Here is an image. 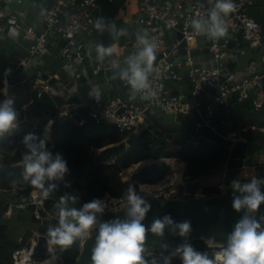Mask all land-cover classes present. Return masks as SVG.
Instances as JSON below:
<instances>
[{
	"label": "built area",
	"instance_id": "1",
	"mask_svg": "<svg viewBox=\"0 0 264 264\" xmlns=\"http://www.w3.org/2000/svg\"><path fill=\"white\" fill-rule=\"evenodd\" d=\"M11 1L13 0H2L3 4L0 6V32L4 33L6 38L13 40H17L23 32L24 35H34L31 26H24L22 14L19 11L8 9L7 4ZM16 1L20 2L21 0ZM67 1L75 4L76 7L70 11L67 21L62 23L61 16L64 13L62 4L67 3ZM232 2L235 5V10L225 18L227 32L241 29L244 41L249 46L257 48L258 55L262 57L258 60H251L246 65L243 77L239 82H233L231 80L228 68V64L234 59V54L237 50L239 51L236 43L234 46L229 45L231 38L228 34L213 40L204 34H196L191 27L193 19L207 16L211 8L209 0H138L136 21L139 25H143L148 33H152L151 37H154L159 45L156 53L161 54V57L154 61V66L158 70L157 73L149 77L156 96L152 100H143L146 105L145 107L157 105L161 112L175 111L179 115L193 114V109H197L200 102L205 99L209 100L206 106L207 118L213 123V119L219 110V104L225 103L227 109L228 101H224L226 94L233 90H238L236 96L239 99L251 97L248 90L251 86L256 84L260 85L261 71L264 69V32L261 23L249 13L248 9L257 3L264 4V0H232ZM95 4L96 0H56L48 8L41 5L39 12L40 17L45 21V30L39 36H36V42L31 44L29 48V55L31 54V57L39 56L38 52L41 51V44L48 39L47 35L52 30L56 33L55 37L58 35L59 38L64 39L61 53L67 60V66L81 68L86 57L92 55L96 43L94 40V35L97 32L94 27L96 21L91 13ZM168 30L179 32L181 37L177 38L175 35H166V31ZM199 36H202V40L208 46L209 52H202L203 45L198 44L200 40ZM181 40L185 42L184 46H182L184 52H180V48H182L179 45ZM133 43L136 46L132 50H137V40L135 39ZM193 49H198L199 52L192 53ZM128 56L130 55L111 57L109 59V67L112 70L121 69ZM181 56H184V58L181 59ZM29 60L22 58L20 59V63L23 66H27ZM161 60H164V63H161ZM184 62L189 64V67L185 70L189 76V81L185 84V91L180 93L173 87V83H177L179 86L183 75L181 69ZM174 65L177 66L176 70L173 69ZM104 68V61H98L91 66L90 72H88L89 77L84 83L80 82L81 79L77 76L78 74L73 78L72 83L75 86L82 84L84 90L90 93L94 88H99L98 75ZM12 71L13 68L8 64L3 67V86L9 84V75ZM123 84L127 85L125 81H123ZM210 86L214 87L218 92L211 93L207 89ZM127 88L130 94L131 89L128 85ZM42 89L48 91L53 90L52 86L44 82L39 86L37 96ZM184 94L187 97L186 101H183ZM136 98L140 99L139 95ZM258 101L254 97L253 102L257 103ZM125 103H127V100L121 95H117L106 102H102L101 97L99 101L92 98L88 114L95 121L107 120L114 124L119 132H126L129 135L133 132L137 133L147 125L141 119V114L144 109L138 104H131V107L129 104L125 112L119 113L114 110L115 106ZM72 106L74 107V105ZM70 108L71 106L66 104L54 115L55 118L58 120L73 118L79 124H84L87 121V116H80L79 119H76L74 112ZM139 122L143 124L140 129L138 128ZM225 137L230 139V145L239 139H246L237 130H227ZM190 141L197 142V140ZM173 174L174 171H170L163 178L165 182L159 185L160 187L158 188L153 185L159 180L152 183H141L143 188L136 191L137 194L143 198L151 196L160 198H189L210 194L200 184L195 183V186L191 187L189 185V183L193 182L191 180H188V182L179 180L180 178L172 180ZM224 185L225 183H221L217 187L222 189ZM28 196L30 197V192ZM103 198H106V202L104 203L105 210L118 211L124 208L126 203V197H114L107 194L100 197V199ZM31 200L43 205L44 199L41 198L39 192V199L36 200L33 198ZM25 204V202H19L17 206L24 208ZM114 207L118 208L115 209ZM8 212L9 210L6 211V213ZM208 244L210 245V258H215L219 255L222 248L226 246L220 242H208ZM178 245L180 244L145 252V258L149 261V264H151L153 258L156 259V262L162 261L165 256H169L174 252ZM19 249L13 252L14 264H40L46 260L57 261L56 258H61V253L64 251L55 249V251L50 252L48 251L47 244L46 256L42 260H35L32 252L33 246L31 245V250L25 256L24 260H21L17 255Z\"/></svg>",
	"mask_w": 264,
	"mask_h": 264
},
{
	"label": "water",
	"instance_id": "2",
	"mask_svg": "<svg viewBox=\"0 0 264 264\" xmlns=\"http://www.w3.org/2000/svg\"><path fill=\"white\" fill-rule=\"evenodd\" d=\"M126 0H116L113 4L110 11L106 16L101 19V10L100 6L96 5L91 13L97 21L101 19L104 22V28L101 31H98V44L105 46L104 42V30L108 21L115 16L117 11L123 6ZM69 5L76 7L75 4L67 1ZM44 7L48 8L51 6L50 2H45L42 4ZM69 6L64 7V15L70 13L67 11ZM63 15V16H64ZM66 17V16H65ZM68 19V16H67ZM66 19V21H67ZM41 24L45 25L43 18L39 21ZM139 25V24H138ZM140 32L135 31V25L130 26L131 35L125 41V48L123 56L134 54L137 50H132L136 46L133 41L136 39L138 33L145 31L143 25ZM241 31V29H240ZM42 32L37 30L35 36H39ZM166 35H175L177 38L181 37V34L177 31L168 30ZM54 31H49L47 37H54L57 40H60V43H64V39L59 38L58 35L55 37ZM152 36V33H149ZM231 40L229 42L230 46H234L236 41L232 38L233 34L228 35ZM6 37L4 33L0 32V40H5ZM199 45H203L202 52H209L208 46L202 40V36H199ZM184 40H181L180 47L184 46ZM75 50V48H73ZM180 52H184V48H180ZM198 49H193L192 53H198ZM174 54V52H173ZM29 54L27 52H22L19 50V45H12L10 55L5 56L0 53V61L7 63L13 68V71L9 75V84L6 86V98L10 97V93L13 87L14 82L19 80L22 75L28 76L29 74H37V70L31 69L29 65L23 66L20 63V59L29 60ZM161 57L160 53H156V60ZM180 57V56H179ZM178 57V58H179ZM184 56H181L183 59ZM110 57L104 58V72L110 81L113 88L125 99L127 103L123 105H117L114 107L116 112L122 113L125 112L129 106V102L132 104H138L143 110L141 114V119L147 125L141 131L131 133L129 138L137 137H146L149 139L158 138L159 141L165 140H178V139H187V140H197L199 143H220L229 147L230 153L229 158L225 162V176L224 187L217 192L207 194L205 196H192L189 198H160L156 196H151L144 198L148 204L151 205L149 212L146 214L145 220L142 222L146 226L151 225L155 219H163L165 215H168L172 224L166 225L164 234L162 237H158L154 234L147 233L146 237V252L152 250L164 249L163 245H168V247L176 244L184 243L185 240L191 241L194 239H203L205 241H217L226 245V237L233 228L236 222L243 215V210L237 212L232 207L233 200V190L231 187V181L238 178L239 181L244 183H249L251 179H242L238 177V172L243 168L246 162L251 160L252 154L259 149H264V144L258 141H252L247 139H239L234 142L232 145L230 139L225 137L228 130L227 123V113L225 103L219 104V110L222 114V121L220 125H214L211 121L208 120L206 114V106L209 103V100H202L198 105L197 109H193V118H188L183 115L177 114L175 111L170 112H161L160 108L157 105H152L151 107H145V102L141 99H130V95L125 91L112 77V69L109 67ZM155 60V61H156ZM98 60L95 58L90 63L88 72H90L91 66L97 63ZM161 63H164V60H161ZM264 66V58H263ZM189 67L187 62H184L182 66L181 73L182 79L178 86V91L183 93L186 89L185 84L189 81V76L185 70ZM173 69L176 70L177 66L174 65ZM42 79L45 80L47 84L52 86L56 92H51L45 89H42L40 94L35 97V99L26 104L19 110L18 122L28 121L32 124V132L39 133L42 130H45V125L50 122V118H53L54 115L58 112L60 107H64L66 104L71 106L70 110L74 112V117L79 119L80 114L75 111L73 104H78L81 102L92 103V98L89 96V93L86 92L82 84L76 86V92L67 94H59L58 89L54 85V78L49 76V73L42 72L39 74ZM211 93L218 92L214 87H207ZM251 97L257 98L259 101L264 100V69L261 71L260 85L256 84L251 86L248 90ZM238 90H233L225 95L224 101H228L229 97L232 94L237 95ZM258 93V94H257ZM114 92H111L110 99L113 98ZM187 97L183 95V101H186ZM153 111V115L148 114V109ZM142 122H139L138 128L142 127ZM177 128V129H176ZM192 130L195 134H186L184 131ZM171 157H162L159 159L147 158L142 159L137 164L142 165L139 168H136L131 173V178L124 179L125 182L137 183H152L158 180L163 179L170 171H172L170 164ZM135 164V163H134ZM133 165V164H132ZM184 164L179 166V174H181V169ZM218 171V168H212L208 170V174ZM264 178V176L258 177ZM51 183L56 184L58 187L54 190L48 199L43 200V205L40 203H35L30 199V197H11L5 195L4 198L11 205H18L19 202H25V207L21 209L20 220L25 222L28 225V233L30 234V242L33 244L34 252L43 258L46 256L47 248V231L48 228L57 223V213L58 209L56 207L57 202L60 197L67 194L69 196L78 197V202L74 205L76 208H80L84 203L91 201L94 198L88 196L85 190L87 179L80 178L78 173H75L72 179H65L51 181ZM191 187L195 186V183H189ZM48 186V183L45 184V187ZM261 190L264 192V184L261 185ZM238 194V193H237ZM125 208H122L118 211L105 210V213L101 219L107 221L115 218L123 219L126 215ZM257 219L261 216H264V203L261 204L257 213L255 214ZM185 221H190L192 226V231L187 237H180L173 234V230L178 233L179 229L176 228V225ZM262 227H264V221H261ZM96 235V230L94 229L91 233V238L87 240H82L80 243L79 255L76 259L75 264H91V250L94 245V239ZM167 247V248H168ZM56 250L60 249L59 246H56ZM180 258L172 257L171 264L175 261H179ZM161 262H164L162 260ZM40 264H59L54 260H46Z\"/></svg>",
	"mask_w": 264,
	"mask_h": 264
},
{
	"label": "clouds",
	"instance_id": "3",
	"mask_svg": "<svg viewBox=\"0 0 264 264\" xmlns=\"http://www.w3.org/2000/svg\"><path fill=\"white\" fill-rule=\"evenodd\" d=\"M211 8L206 17L193 19L191 27L196 34H204L209 39H219L227 32L226 17L235 10L232 0H209ZM111 29L117 36L124 35V29H117L114 23H110ZM94 27L101 31L104 22L98 19ZM111 34V33H110ZM114 36L113 39H117ZM137 51L128 56L124 63L127 65L120 70L119 77L115 74L113 79L119 78L125 81L131 89L130 99L152 100L156 96L149 77L157 73L154 66L158 43L151 37L147 30L136 35ZM111 47L102 44L96 45V59L103 61L105 57H111ZM90 97L97 101L100 99V91L94 88ZM19 112L15 108V101L9 97L0 101V138L18 128ZM50 125H45V132H50ZM20 143L25 151L22 153L23 172L21 177L24 182L40 190L42 199H48L50 194L57 189V185L51 181L62 180L69 172L67 161L60 152L53 153L44 139H40L35 133H26ZM16 150L13 149L12 155ZM15 182V181H14ZM48 186L45 187V184ZM264 178L253 177L249 183L242 184L238 178L231 181L233 190L232 207L243 215L234 225L233 230L227 234L226 246L219 255L210 258L206 252L196 250L185 240L178 245L174 252L164 257V264H171L172 257H179L181 264H264V227L256 213L264 203V192L261 185ZM30 192V191H29ZM238 193V194H237ZM29 195V193H28ZM78 197L67 194L60 197L56 204L58 209L57 223L48 228V251H55L56 246L66 250L76 240H87L95 229L96 235L91 250V264H149L145 258L147 233L162 237L166 225L172 224L168 215L163 219H155L150 227L142 223L151 205L137 194L134 187H129L124 205L126 215L123 219L115 218L103 220L105 213L104 202L100 198H94L84 203L80 208L74 205ZM178 233L173 234L187 237L192 231L190 221L176 225ZM167 248L168 245H163ZM151 264H156L153 258Z\"/></svg>",
	"mask_w": 264,
	"mask_h": 264
},
{
	"label": "trees",
	"instance_id": "4",
	"mask_svg": "<svg viewBox=\"0 0 264 264\" xmlns=\"http://www.w3.org/2000/svg\"><path fill=\"white\" fill-rule=\"evenodd\" d=\"M103 6L106 5V12L112 8L115 0H97ZM258 5V4H255ZM255 5L250 6L251 9ZM249 13L252 15V9ZM102 19V18H101ZM110 23L116 28L124 29L123 19L112 17L104 30L105 46L115 42H123L124 35L117 36L111 29ZM111 33V34H110ZM117 36V39H113ZM98 45V30L94 35ZM7 63L0 61V101L5 100L2 91V69ZM120 72V70H114ZM38 87L33 81L17 80L14 82L12 98L15 101V108L19 110L24 104L31 103L37 96ZM88 110L83 112L87 116L84 124H79L73 118L58 120L54 118L50 125V132L42 130L35 133L40 139H44L48 148L53 153L60 152L67 161L69 172L65 179H72L75 173L80 178L87 179L85 186L86 193L91 198L103 197L106 193L114 197H126L129 187H136L135 183L120 180L119 173L122 169L142 159L162 157H175L184 162L181 169V176L190 179H199L207 175L212 168L222 169L229 158L230 149L220 143H199L187 139L159 141L158 138L149 139L146 137L129 138L126 132H119L116 126L107 120L95 121L89 116ZM228 130H237L247 140L258 141L264 144V100L257 104L249 97L239 99L238 97L229 100L227 109ZM222 121L221 112H217L213 123L220 125ZM32 124H28V133L32 132ZM192 131V130H191ZM34 133V132H32ZM195 134V132L193 131ZM22 137L0 138V154L2 161L0 165V264H14V249H22L19 244L9 240L7 236V209L9 203L4 195L10 194L15 189L14 196H27L34 188L23 181L21 173L22 153L25 151L20 143ZM13 149L16 150L12 155ZM179 179V173L175 180ZM15 181V182H14ZM208 193L220 191L219 187L204 186ZM195 249L206 252L210 257V245L203 239L188 241ZM19 249V250H20ZM80 251V240H76L70 247L61 253L62 264H75ZM35 260H42L43 257L33 253ZM156 264H164L157 261ZM172 264H181V260Z\"/></svg>",
	"mask_w": 264,
	"mask_h": 264
},
{
	"label": "crops",
	"instance_id": "5",
	"mask_svg": "<svg viewBox=\"0 0 264 264\" xmlns=\"http://www.w3.org/2000/svg\"><path fill=\"white\" fill-rule=\"evenodd\" d=\"M110 1V0H108ZM116 1V0H115ZM45 2H50L55 3L56 0H21L20 2H17L16 0H13L9 2L8 9L10 10H16L19 11L22 14L23 18V24L24 26H31L34 35H24L23 34L17 39V40H11L9 38H6L4 41L0 40V53L4 54L5 56L10 55L12 45L18 44L19 45V50L22 52H27L29 54V48L31 44L36 42V36L35 33L37 30H40L43 32L45 30L44 24H41L39 21L41 19L40 17V12H39V7L45 3ZM62 3V2H61ZM2 0H0V6H1ZM68 3L62 4V7L64 8ZM258 5H255L252 7V16L255 17L262 25L263 32H264V4L263 3H257ZM96 5L100 6L101 10V18L103 19L105 17V12H106V5L103 6L96 0ZM69 6L67 11H71L72 9L74 10L75 7L72 5H67ZM137 8H138V3L137 0H126L123 4V6L117 11L115 14L114 18L116 19H123L125 22L124 25V39L123 42L118 43L115 42L113 44H110L105 47H111L113 51V56H119L123 57V52L125 48V41L129 38V36L132 34L131 30L129 29L130 26L135 25V31L140 32L141 27L138 25L136 21V13H137ZM250 9V8H249ZM248 9V11H249ZM250 9V12H251ZM110 11V10H109ZM108 13V12H107ZM64 13L61 16V22L64 23L67 19L68 14ZM66 16V17H65ZM233 34V39L236 41V47L239 49L237 52L234 54V59L230 61L228 64L229 68V75L230 78L233 82H239L244 74V70L246 65L251 61V60H258L261 59L258 55L257 48L249 46L244 39L242 38V32L240 30H230L229 32H226V34ZM64 43H60V40L55 39L54 37L48 38L44 43L41 44V51L38 52L39 56L37 57H31V54L29 55L31 58L28 61V64L31 69L37 70V74H29L28 76L22 75L20 80H32L34 83V86L38 87L41 86L45 80L41 78L39 74L42 72H47L49 73V76H52L55 80L54 85L58 89L59 94H67L76 92V86L72 83L73 78H75L76 74L81 79V83H84V81L89 77L88 75V68L90 67V63L93 61V59L96 58V52L92 51V55L86 57L85 61L83 62V66L75 68V67H68L67 66V60L65 57H63L61 53L62 45ZM243 50H242V49ZM242 50V52H241ZM132 55V54H131ZM110 57V58H111ZM69 65V64H68ZM127 65L123 63V66L121 69L125 68ZM119 69V70H121ZM119 71L116 72L112 70V77L114 74L119 77ZM98 80H99V91H100V97L102 102H106L110 99V94L111 92H114L113 97L120 95L111 85L110 81L108 80L104 70H102L99 75H98ZM115 82L119 84L125 91L128 92L127 85L123 84V81L120 80L119 78L114 79ZM173 87L178 90V84L173 83ZM14 88V84L10 93V97L12 98V91ZM3 93L5 94V99L6 98V86H3L2 88ZM51 92H56V90H51ZM129 93V92H128ZM130 95V94H129ZM238 97L235 94H232L229 99L231 100L232 98ZM250 99H254L252 97H249ZM127 100V99H126ZM128 101V100H127ZM130 107L132 106L131 102H129ZM257 104V103H255ZM29 105V103L27 104ZM75 111L80 114V116H83L84 111H89L91 104L89 102H81L78 104H73ZM24 107L26 104L23 105ZM63 107H60L58 110H61ZM220 112V110H218ZM148 114L153 115V111L148 109ZM55 116L53 118H50V122L52 123L54 120ZM19 126L12 132L8 133L5 135V137H11L15 138L16 136L18 137H23L26 133H28V121H20L18 122ZM49 124V122H48ZM264 130V127L261 128ZM45 131V130H44ZM186 134H194L193 131L187 130L184 131ZM2 161V155L0 154V165ZM172 163V164H171ZM170 164L171 167L173 166L172 170L175 172L178 170V166L180 164H184L183 161L179 160L178 158L171 157L170 159ZM177 164V166H175ZM241 173V172H240ZM173 176V175H172ZM224 176H225V167L222 169H218V173L216 174H207L199 179H190V178H185L182 177L181 175L179 176V180L187 181L191 180L193 182L191 183H197L202 186H212V187H217L221 183H225L224 181ZM264 176V149H259L256 150L251 157V160L249 162H246L245 166L243 167V176H240L242 179H252L253 177H261ZM12 195H8L11 197H19V196H14L16 194L15 189H12L10 191ZM108 194V193H107ZM4 195V196H5ZM7 201V200H6ZM21 209L17 205H11L9 203L8 209L9 212L7 213V236L9 240H12L19 244L20 247H27L28 245H31L32 243L30 242V234L27 231L28 225L20 220L21 217ZM14 228L16 229V232L13 235H10L9 232L11 229ZM23 249V248H22ZM16 250V249H14ZM14 252V251H13ZM58 263L61 264L62 259L59 258L57 259Z\"/></svg>",
	"mask_w": 264,
	"mask_h": 264
},
{
	"label": "rangeland",
	"instance_id": "6",
	"mask_svg": "<svg viewBox=\"0 0 264 264\" xmlns=\"http://www.w3.org/2000/svg\"><path fill=\"white\" fill-rule=\"evenodd\" d=\"M137 3H138V0H137ZM183 115H186L188 118H193V114L191 113H188V114H183ZM177 129V128H176ZM142 165L141 164H135V165H130L124 169H122L119 173V176H120V180L124 181V179H127V178H131V173L136 169V168H139L140 166ZM241 172V173H240ZM218 173V171L214 172V173H211V174H216ZM240 176H243V168H241L238 172V177L240 178ZM173 178L175 179L176 177L174 176L173 174ZM173 179V180H174ZM129 183H133V182H129ZM35 188V187H34ZM143 188V185L140 183V184H136V187H135V190L138 191L139 189ZM107 195V193L105 194ZM104 195V196H105ZM107 198V197H106ZM103 202H105V198L101 199ZM16 232V229L12 228L11 231L9 232L10 235H13L14 233ZM58 258H56L57 260Z\"/></svg>",
	"mask_w": 264,
	"mask_h": 264
},
{
	"label": "bare ground",
	"instance_id": "7",
	"mask_svg": "<svg viewBox=\"0 0 264 264\" xmlns=\"http://www.w3.org/2000/svg\"><path fill=\"white\" fill-rule=\"evenodd\" d=\"M95 7V6H94ZM63 10H64V8H63ZM45 26V25H44ZM97 30V29H96ZM10 39V38H9ZM11 40H13V39H11ZM96 42V41H95ZM96 44V43H95ZM53 88V87H52ZM53 90H54V88H53ZM135 164H137V163H135ZM135 164H133V165H135ZM172 164V163H171ZM175 166H177V164H175ZM171 168H173V166L171 167ZM178 173H179V171L177 170V171H175L174 172V176L176 177L177 175H178ZM128 179V178H127ZM174 178H173V176H172V180H173ZM175 180V179H174ZM163 182H165V179H162V180H159L157 183H155L153 186H155V187H160L159 185H161ZM39 189H37V188H32L31 190H30V198L31 199H39ZM105 200H106V198H105ZM8 202V201H7ZM106 202V201H105ZM104 202V203H105ZM9 203V202H8ZM115 209H117L118 207H114ZM93 232V231H92ZM47 240H48V238H47ZM207 242H210V243H215V242H217V241H207ZM32 246H33V244H31ZM31 245H28L27 247H23V249H20L18 252H17V255L21 258V260H24V258H25V256L29 253V251L31 250ZM32 252L33 253H35L34 252V249H32Z\"/></svg>",
	"mask_w": 264,
	"mask_h": 264
},
{
	"label": "flooded vegetation",
	"instance_id": "8",
	"mask_svg": "<svg viewBox=\"0 0 264 264\" xmlns=\"http://www.w3.org/2000/svg\"><path fill=\"white\" fill-rule=\"evenodd\" d=\"M62 262V261H61ZM62 264V263H61Z\"/></svg>",
	"mask_w": 264,
	"mask_h": 264
}]
</instances>
